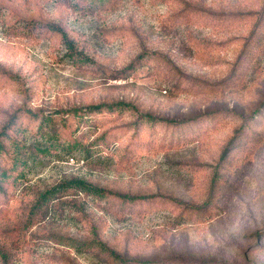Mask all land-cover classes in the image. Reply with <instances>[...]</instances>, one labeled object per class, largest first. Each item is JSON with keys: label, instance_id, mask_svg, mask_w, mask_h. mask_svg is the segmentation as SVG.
<instances>
[{"label": "rangeland", "instance_id": "obj_1", "mask_svg": "<svg viewBox=\"0 0 264 264\" xmlns=\"http://www.w3.org/2000/svg\"><path fill=\"white\" fill-rule=\"evenodd\" d=\"M0 142V264H264V0H0Z\"/></svg>", "mask_w": 264, "mask_h": 264}, {"label": "trees", "instance_id": "obj_2", "mask_svg": "<svg viewBox=\"0 0 264 264\" xmlns=\"http://www.w3.org/2000/svg\"><path fill=\"white\" fill-rule=\"evenodd\" d=\"M51 29H54L56 31H59L60 33H62V30L57 28L56 26H51ZM62 35L64 36L65 41L67 42V44L69 45V49H70V53L72 55H76L77 52L75 50V47L73 46V42L68 40L67 37L65 36V34L62 33ZM81 59L86 60L88 59L87 57H81ZM126 106L125 103H119V104H113V105H104V104H100V105H95V106H90L88 107L89 111H99L102 108H108V109H114L116 107H124ZM50 122L49 120H45L43 119V122L41 124V130L43 129V126L47 124V127L50 125L48 124ZM18 148L23 149L25 152H27L28 150H30L31 148H27L26 146H24L23 144H18L17 145ZM47 147H41L38 145H35L33 147L34 151H46ZM6 149L4 147V144L2 142H0V157L1 154L5 153ZM20 162L16 163L14 162L13 165H15V168H18L19 165H23L24 163V158L20 157L19 158ZM14 172V168H6L3 164L0 163V190H3L4 184L9 181L12 178V174ZM22 176V174H21ZM18 176H15V178H17ZM77 190L79 192H83L87 195H91L93 197H98V198H103L106 197L107 195H112V196H118V197H122L124 199L130 200V201H146L149 200L151 198H154V195H149V196H131V195H122V194H115L112 192H107L106 190L99 188L97 186H94L92 184H89L87 181H84L82 179H72V180H67L61 184H59L58 186H55L54 188L45 191L43 193H41L35 204L32 206V210H30V214H29V218L27 221H31L32 219H34V217L36 216V214L38 213H42L46 211V208L48 206V204L54 200L57 199L58 197H60L59 195L64 193L67 190ZM186 207L188 208L187 204ZM28 227V226H26ZM95 231V230H94ZM73 242L76 244L78 249H83L84 247H87L86 250L90 251V253H92L94 251V248L97 249L98 251L96 253H100V255L102 254H107L108 256L113 257L114 259L117 260H124V258L121 257V255H119L116 251L111 250L107 247V245L102 242L99 239H91L88 241H78V240H73Z\"/></svg>", "mask_w": 264, "mask_h": 264}]
</instances>
